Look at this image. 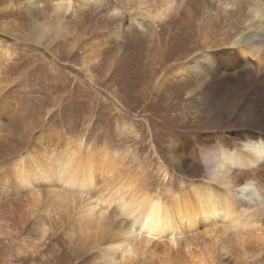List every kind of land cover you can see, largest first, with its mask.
<instances>
[{
  "label": "rangeland",
  "instance_id": "374dc122",
  "mask_svg": "<svg viewBox=\"0 0 264 264\" xmlns=\"http://www.w3.org/2000/svg\"><path fill=\"white\" fill-rule=\"evenodd\" d=\"M30 1L33 15L25 0H0V264H93L95 252L69 243L64 220L51 219L41 237L33 218L22 213L25 194L16 187L13 163L39 135L83 137L90 149L121 157L148 186L156 187L165 171L162 188L177 190L181 182L207 180L200 146L214 151L220 143H237L243 125L253 120L242 100L220 101L223 95L205 89L202 60L196 73L157 89L161 75L206 52L198 36L216 13L215 2L189 0L190 16L181 12L161 25L139 21L130 28L128 17L105 10L115 0H65L59 8V0ZM57 18L69 34L31 42L34 27L53 25ZM126 34L142 41L141 50L132 49L135 39L127 41ZM99 38V57L84 71L81 46ZM159 43L171 59L161 66L151 56L141 59ZM193 45L198 48L181 54ZM244 258L264 264V242L250 244ZM216 259L215 264H233L236 256Z\"/></svg>",
  "mask_w": 264,
  "mask_h": 264
},
{
  "label": "bare ground",
  "instance_id": "6f19581e",
  "mask_svg": "<svg viewBox=\"0 0 264 264\" xmlns=\"http://www.w3.org/2000/svg\"><path fill=\"white\" fill-rule=\"evenodd\" d=\"M64 1L59 0L57 7ZM210 1L217 4L216 13L198 36L202 40L198 45L210 51V56L203 52L196 60L172 66L159 78L157 89L196 73L197 61H204L205 89L223 95L220 101L242 100L243 112L253 120L243 125L246 131L239 132L240 141L220 143L214 151L200 146L207 180L181 182L173 190L161 186L165 171L160 183L150 187L121 157L90 149L83 137L41 134L13 163L16 187L25 194L22 213L33 218L41 237L49 231L51 219L61 218L69 243L95 252L93 264H215L216 256L229 254L236 256L233 264H248L246 248L263 246L264 0ZM117 2L105 10L128 17L130 28L139 21L161 25L181 12L191 15L186 8L189 0ZM25 4L33 15L31 1ZM55 21L34 27L31 42L39 45L70 33L60 18ZM125 39L135 38L126 34ZM141 42L135 39L132 49L141 50ZM103 44L100 38L82 44L84 71L98 59ZM195 48L186 47L181 54L188 55ZM145 52L141 59L151 56L160 66L171 59L160 43ZM181 58L178 55L175 60Z\"/></svg>",
  "mask_w": 264,
  "mask_h": 264
}]
</instances>
